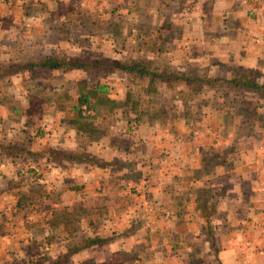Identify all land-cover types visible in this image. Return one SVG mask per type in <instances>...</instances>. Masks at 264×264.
<instances>
[{
  "label": "crops",
  "instance_id": "0c3cea01",
  "mask_svg": "<svg viewBox=\"0 0 264 264\" xmlns=\"http://www.w3.org/2000/svg\"><path fill=\"white\" fill-rule=\"evenodd\" d=\"M136 1L123 8L116 0L113 12L122 8L127 9L129 17L131 12L143 15L137 18L134 14V21L103 22L96 27L92 39L97 52L83 50L80 41L69 47L68 37L59 43L86 58L100 53L121 60L119 47L135 48L131 59L171 67L179 74L187 69L190 75L201 70L212 77L229 79L230 68L234 67L264 74V0ZM57 3L0 0V61L36 59L52 52L51 37L61 33L59 29L66 32L75 25L64 15L72 13L71 8L54 11ZM40 5L44 10L38 13ZM28 7L36 12L25 14ZM49 14L56 18L60 15L65 21L53 22ZM90 33L83 35L87 38ZM89 42L93 44L90 39L85 46ZM105 77L112 80L106 83ZM123 79L120 72L37 70L0 79L1 145L40 151L41 137L64 151L90 153L99 163L118 165L98 168L64 162L59 167L46 159L39 162L38 170L47 167L59 175L45 187L52 198L54 188L64 191L68 185V180L62 179L66 176L78 186L70 190L80 191L70 206L85 209L103 201L102 208L107 212L106 216L100 213L107 227L89 233L91 237H105L106 243L66 256L65 264H264L263 110L255 123H248L254 125L255 136L249 134L251 127L239 116H226L233 105L232 97L215 91L209 97L194 99L190 110L179 98H168L173 118L147 109L133 132L129 131L130 117H120L117 110L106 114L101 105L92 123L95 133L84 132L71 121V107L78 104L81 84L87 90L96 84L106 86V97L121 102L125 94ZM178 83L165 88V92L170 95L176 87L183 89L184 85ZM7 159H0L6 166L3 170L0 167V264H24L26 256L22 253L29 246L6 228L17 223V211L25 208L26 198L14 200L8 195L7 184L15 178L13 163L19 160ZM30 159L23 163L25 171L28 165L34 166ZM6 207L8 213H1ZM30 231L20 234L28 236ZM81 235L88 237L86 232ZM11 239L12 247L7 245ZM67 245L62 250H53L51 245L32 247L47 250L46 260H54L52 253L66 254ZM30 261L33 259L25 264Z\"/></svg>",
  "mask_w": 264,
  "mask_h": 264
},
{
  "label": "rangeland",
  "instance_id": "374dc122",
  "mask_svg": "<svg viewBox=\"0 0 264 264\" xmlns=\"http://www.w3.org/2000/svg\"><path fill=\"white\" fill-rule=\"evenodd\" d=\"M124 1H126V2H124ZM143 1L149 2L150 0H137L136 2H143ZM153 1L156 3L158 0H153ZM118 2H120L121 4H117V5H121L120 7L127 8L128 3L133 2V0H118ZM154 2H153V4H154ZM114 4H116V0H58V3L56 5H54L53 10L54 11L60 10L59 7L60 8H62V7L66 8L67 7L66 9L71 8V10H73L72 13H70L69 15L68 14H64V15H65V18L67 20H70L73 23V25L74 24L75 25L72 27L69 26L70 28H67L66 32H64L62 29H59L58 31H61V33H59V32L55 33L51 37V39L49 40V43L51 45L53 44L51 51L55 52L61 56H65V57L78 55L77 52L75 53L74 51H71L69 48H67V46H64L63 44L59 43V42H62L63 40H67L65 38L68 37L69 39L67 41H68L69 47L70 46L73 47V46L78 45L77 42L80 41L81 42V48L83 50H88V52H90V54L92 52L95 53V52H97L96 51L97 46H96V43L94 41V38L92 39V37H94L93 32H94V29L96 27H98L100 24H104L103 22H106V23L111 22V21L112 22L113 21L123 22L124 20L134 21L135 20L134 14L137 16V18H138V15L141 17L143 15V14H141V12H138V13L137 12H133V13L131 12V14H130L131 18H130L129 13L126 11L127 9H122V8H119V10L117 9L119 11L118 12L119 14H118L117 12L112 11V6H114ZM63 5H65V6H63ZM40 6L42 7V9H39L38 13H41V11L44 10V6H42V5H40ZM134 6L139 7L138 4L137 5L134 4ZM64 8H62V9L64 10ZM63 10H62V12H63ZM35 12H36V10L31 8V7H28L27 10H25V14H27V13L33 14ZM49 16H50V14H49ZM49 16H48V18L53 20V22L64 20V18L62 16L60 17V15H58V18H56V16H53V14L50 17ZM143 24H144V21L142 20V25ZM79 25H85L86 27L83 28V26H82V28H80ZM102 27H103V25H102ZM84 32H91L90 35H87L88 39L85 38V36L83 35ZM90 39L93 42V44H91L89 42V45L85 46V41L86 40L90 41ZM118 51H120L119 52L120 59L123 62H128L130 60H133V59H131V56L135 55V53H136L135 48L134 49H125V48L121 49V47H119ZM3 58L5 59L8 57H3ZM108 59H111V58H108ZM158 65H160V64H158ZM170 69H171L170 71H173V69L171 67H170ZM197 70H199V68L195 69V71H197ZM188 71L189 70L187 69V70H185L184 73L189 75V76L194 75V74L190 75V73ZM91 73H94V72H91ZM105 79H106L105 80L106 83H108L112 80L109 77H105ZM221 80H224V79L222 78ZM173 83L177 84L178 82H173ZM179 84L180 83H178L177 85H179ZM165 88L166 87H164V86H160L158 88V93L153 95V96H149L148 98H146L148 103H146V102L141 103V105L138 107V111L142 112V113L144 112V114H145V111L148 109L149 112L154 113V111H155V113H158V115H164V116L166 115V117H168V118H170V117L173 118L175 114L169 108V106L166 102V99L172 97L171 99L177 100L176 96L178 94L177 92L179 91L178 89L180 87H176L174 90H172L170 95H168V93L165 92L166 91ZM214 91L218 95H220L221 93L227 92V94H229L232 97V100H233L232 103L237 104V107L240 108L238 110V113L240 111L243 112V113L238 114L239 117L241 118V121L244 120V123H246V125L248 127L249 126L251 127V128H249V134L254 135V133H253L254 125L253 124L251 125L248 123H250L252 121L254 123L256 122V117L253 115L254 112L258 114V113H261L260 110H263V114H264V102L261 101L260 95L255 94V93L246 92L244 94V96H242L243 97L242 99H245L248 102L242 104L240 101L241 97L233 96V94L229 93L226 89L216 88ZM10 93L12 94V91H10ZM125 93H126V86H125ZM212 93L213 92H211V94ZM7 95L11 96L8 93H7ZM210 95H205V96L209 97ZM124 96H125V94H124ZM220 97H222V96H220ZM8 98H11V97H7V99ZM150 103H152V104L150 105ZM107 108H109V107H107ZM174 110H175L174 112L177 113L176 109H174ZM186 110H188V109H186ZM91 113L93 114V112H91ZM145 115H147V114H145ZM135 126H136V124H135ZM247 126H246V129H247ZM136 129L137 128H135V130ZM129 131H131V130H129ZM32 136H33V134H32ZM247 137H250V135H247ZM34 138H35V136H34ZM32 140H33V138H32ZM39 142H40V145H39L38 149H40V151L42 150L45 152V150H47L48 147H50V142H48L46 139L44 140V139H41V137H40ZM2 158H5V157L1 155L0 159H2ZM30 158L31 157L28 155L27 156L22 155L21 157L17 158L19 160V162L13 163L15 166V170H14L15 178L12 176L13 177L12 182H8V184H7V186H9V189L7 188L8 192H9L8 195L14 200H17L20 197H24L26 199L23 201V204H25L23 206L25 208L21 211H17V218H16L17 223L16 224H15V222L12 223V226H10L6 229H9L10 232L16 233V236L14 238L17 240L22 239V241H25L24 244L26 246H29V249L22 253L23 255L26 256V258L23 261L24 264L26 263V261L31 260V259H33V262L30 261L28 264H52V262H54L55 260L58 259L57 256L63 255L62 252H59V253L53 252L52 254H54V255H52V256H53L54 260H50V259L46 260V258H48V256L45 253H47L48 251L44 250L42 252V249L33 248L32 246L38 245L39 247H44L47 245H51L53 250L55 248L56 249L61 248V250H62V247L65 244L70 243V244L76 245V241L79 240L80 238L86 239V237L81 235L82 232H86L88 237H91V236H89L90 235L89 233L91 231H93V230L95 231L96 229H99V228L104 229V226L107 227L106 224L102 223L103 220L101 219V216H100V213L101 214L103 213V215L106 216L105 214L107 212H105V209L102 208L103 204H104L103 201L97 202L96 203L97 206L91 207V208H89L90 204L88 203L89 206L87 208H85V212H81V213H79V211H78V208H79L78 206H70L71 203H75V200H74L75 194L79 195L80 191L78 189H77V191L70 190V188L74 189V188H78V186L73 184L72 180L70 178H66V176H62V179L68 180L67 181L68 185H66V188L64 189V191L63 190L61 191L60 190L61 188H59V189L57 187H56V189L54 188L55 192L53 194L54 197L52 198L51 192H48V189L45 187L51 186L50 185L51 182H53L54 180L56 181L58 179L59 175L55 176V174L52 173L49 169H47V167H45L43 169H39V170L37 169V171L35 170V172H33V173H37V175L29 173L28 171H25L23 163L24 162L27 163L26 160H28ZM5 159H7V158H5ZM44 159L55 164V162L52 161L48 157H44L43 160ZM7 160H9V158ZM40 161H42V160H40ZM45 162L46 161H44V163ZM4 165H6V163ZM1 166L2 165L0 164V167ZM5 167L6 166H4V167L2 166L1 167L2 170ZM32 168L34 169V166L28 165V169H32ZM8 179H12V178H10V176H9ZM16 185H17V187H16ZM7 207L3 208L1 210V213H3V212L8 213ZM10 207L11 206L8 207L9 210H10ZM72 210H76V212H74V216L68 217L69 221H65V219H68V218L66 216H64V217H61V216L63 215V213H65L66 215L70 214ZM77 219H79L80 221L77 222ZM100 221H101V223H100ZM160 227H163V225L160 224ZM2 229H5V225L2 226ZM25 230H31L30 231L31 233H29L28 236H26V234H20V231H25ZM36 234H38V235H36ZM30 237H31V239H30ZM9 239L10 238H8V240ZM26 239H28V240L26 241ZM31 240H33L32 245H31ZM7 245H9L11 247L13 246L12 239L10 240L9 244H7ZM25 252H26V254H24ZM60 257H62V256H60ZM6 264H13V263H9V261H8Z\"/></svg>",
  "mask_w": 264,
  "mask_h": 264
},
{
  "label": "trees",
  "instance_id": "16d2710c",
  "mask_svg": "<svg viewBox=\"0 0 264 264\" xmlns=\"http://www.w3.org/2000/svg\"><path fill=\"white\" fill-rule=\"evenodd\" d=\"M73 11V10H72ZM37 70L39 72H57V71H91L94 73H107L112 74L120 72L124 75L123 82L126 86V93L121 102L111 101L106 97L107 87L96 84L94 89L87 90L85 85L80 86V95L78 97L77 106H72L73 112L71 121L77 123L79 129L85 130L84 132L95 133L94 125L92 124L98 114L97 108L101 105L104 107L106 114L111 113V110H117L122 118H129V127L132 124L139 122V118L144 112H139L138 107L141 103H148L146 98L158 93V88L164 86L167 89L174 87L175 81L181 82L184 88L178 91L176 98H179L181 103L186 109L192 106L194 99L210 95L216 88L226 89L235 97H241L242 104L247 103L242 99L246 92L255 93L260 95L261 101L264 102V74L242 67L230 68L231 76L229 79L221 80L216 77L206 75L201 70L194 75L179 74L164 65H158L153 62H146L142 58L133 59L128 62H123L119 59H108L100 53L92 54L86 58L84 56H61L55 52H48L36 59L19 60V61H0V79L17 75L21 72ZM239 101V102H240ZM238 102V103H239ZM151 105V104H150ZM82 107H85L83 110ZM109 107V108H107ZM240 108L237 104H233L231 111L226 115L229 119L238 117ZM90 111L89 115H84L83 112ZM237 111V112H236ZM93 112V114L91 113ZM257 118L259 114L253 113ZM227 119V121H231ZM131 121V122H130ZM130 129V128H129ZM0 155L5 158H19L22 155H28L32 158L34 169H29L28 172L37 175L35 172L39 168V162L44 157L50 158L55 162L56 166L63 167L64 162L86 164L87 166H95L98 168H117L118 165L111 163H99L90 153H76L68 152L60 149L59 147L51 146L44 151H31L27 146L21 145H1ZM76 209V208H75ZM79 213L85 212V209L78 208ZM73 212V213H72ZM76 210H72L70 214L63 213L61 217L74 216ZM60 217V218H61ZM81 217V216H80ZM65 221H69L65 219ZM80 220L77 219V222ZM106 238L87 237L80 238L76 241V247L70 249L68 243V252L64 255L57 256L58 259L52 264H65L66 256L83 250L95 245L106 243ZM62 256V257H60Z\"/></svg>",
  "mask_w": 264,
  "mask_h": 264
},
{
  "label": "built area",
  "instance_id": "2783aa9c",
  "mask_svg": "<svg viewBox=\"0 0 264 264\" xmlns=\"http://www.w3.org/2000/svg\"><path fill=\"white\" fill-rule=\"evenodd\" d=\"M82 109L84 110L85 107H82ZM89 113H90V111H88V112H83L84 115H89ZM135 128H136L135 124H132V125L130 126V130H131V131H135Z\"/></svg>",
  "mask_w": 264,
  "mask_h": 264
}]
</instances>
